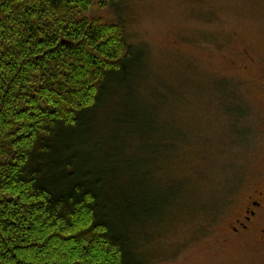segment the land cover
<instances>
[{"label":"rangeland","instance_id":"rangeland-1","mask_svg":"<svg viewBox=\"0 0 264 264\" xmlns=\"http://www.w3.org/2000/svg\"><path fill=\"white\" fill-rule=\"evenodd\" d=\"M85 17L121 25L142 55L94 133L106 190L144 184L163 199L144 233L130 229L134 252L145 264H264L227 232L264 160V0H121Z\"/></svg>","mask_w":264,"mask_h":264},{"label":"trees","instance_id":"trees-1","mask_svg":"<svg viewBox=\"0 0 264 264\" xmlns=\"http://www.w3.org/2000/svg\"><path fill=\"white\" fill-rule=\"evenodd\" d=\"M120 2L0 0V264H145L129 231L163 199L114 197L95 154L96 116L142 55L85 15Z\"/></svg>","mask_w":264,"mask_h":264},{"label":"flooded vegetation","instance_id":"flooded-vegetation-1","mask_svg":"<svg viewBox=\"0 0 264 264\" xmlns=\"http://www.w3.org/2000/svg\"><path fill=\"white\" fill-rule=\"evenodd\" d=\"M244 55L251 63L248 53L245 52ZM239 68L241 71L249 70L248 65ZM255 82L264 93V65L259 66ZM227 232L235 240H249L254 250L264 253V160L258 166L257 175L244 194L242 205L228 224ZM243 242L245 243L244 240Z\"/></svg>","mask_w":264,"mask_h":264}]
</instances>
